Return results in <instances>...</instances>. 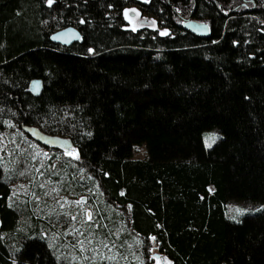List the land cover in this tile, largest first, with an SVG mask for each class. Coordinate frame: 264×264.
I'll list each match as a JSON object with an SVG mask.
<instances>
[{"label":"trees","instance_id":"1","mask_svg":"<svg viewBox=\"0 0 264 264\" xmlns=\"http://www.w3.org/2000/svg\"><path fill=\"white\" fill-rule=\"evenodd\" d=\"M67 27L80 40L52 44ZM22 126L69 141L62 162L91 178L75 195L94 211V184L143 258L264 264V0H0V136L34 142ZM209 130L222 137L206 149ZM18 168L0 157V264H64L38 215L10 203ZM231 202L262 209L234 222Z\"/></svg>","mask_w":264,"mask_h":264},{"label":"rangeland","instance_id":"2","mask_svg":"<svg viewBox=\"0 0 264 264\" xmlns=\"http://www.w3.org/2000/svg\"><path fill=\"white\" fill-rule=\"evenodd\" d=\"M8 134L0 136V157L19 167L23 180L12 186L10 203L38 215L47 226L48 240L64 264H172L154 250L149 251L146 258L137 253L138 241L126 227L124 212H119L122 217L117 218L116 209L104 201L93 184L91 202L94 211L96 209L100 216L102 212L105 214V217L99 216L102 219L99 226L87 196L75 195L91 182V178L71 155L62 162L66 149L51 153L22 133L11 131ZM221 137L216 130L204 131V147L211 148ZM16 138H19L18 142ZM146 157L145 145L139 146L132 155L134 160ZM58 162L62 164L60 168L56 166ZM261 209L262 205L231 202L226 217L235 222ZM105 218L115 220L110 228Z\"/></svg>","mask_w":264,"mask_h":264},{"label":"water","instance_id":"3","mask_svg":"<svg viewBox=\"0 0 264 264\" xmlns=\"http://www.w3.org/2000/svg\"><path fill=\"white\" fill-rule=\"evenodd\" d=\"M184 28L199 39L209 38V27L203 22L188 20L184 23ZM80 40V33L73 27L61 29L50 36V42L54 45L68 47ZM31 92L36 95L39 91V82L33 81L30 85ZM22 131L35 143L46 149H70L71 145L66 138L50 136L40 133L36 129L22 126Z\"/></svg>","mask_w":264,"mask_h":264},{"label":"snow or ice","instance_id":"4","mask_svg":"<svg viewBox=\"0 0 264 264\" xmlns=\"http://www.w3.org/2000/svg\"><path fill=\"white\" fill-rule=\"evenodd\" d=\"M49 4H51L53 2V0H48Z\"/></svg>","mask_w":264,"mask_h":264}]
</instances>
